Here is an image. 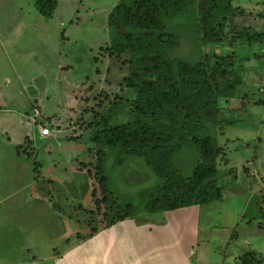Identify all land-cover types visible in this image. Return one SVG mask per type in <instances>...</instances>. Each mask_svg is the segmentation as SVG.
I'll list each match as a JSON object with an SVG mask.
<instances>
[{
    "label": "rangeland",
    "instance_id": "obj_1",
    "mask_svg": "<svg viewBox=\"0 0 264 264\" xmlns=\"http://www.w3.org/2000/svg\"><path fill=\"white\" fill-rule=\"evenodd\" d=\"M118 1L121 0H57L52 16L45 18L36 11L34 0H0V122L7 118V125L0 126V224L7 223L5 227L10 228L0 231V240L7 245L0 246V253L6 248L10 249L8 253L14 249L10 239L19 246L30 244L26 257L41 255L42 250L51 247L61 251L98 225L95 211H90L96 205L91 191L93 187L97 189V181L80 168L79 162L89 161L88 167L93 170L100 145L91 136L101 127L93 122L107 114L106 108L115 93L126 96L121 79L128 72V54L109 55L106 50L113 34L107 16ZM188 6L166 21L167 30L175 33L179 41L172 55L194 61L202 53H218L234 44L235 53L248 56L238 60L241 77L236 97L221 98L219 120L207 123L208 134L222 148L215 183L221 186L223 196L201 205L198 243L202 245L206 230L211 238L219 240L229 237L236 222L243 223L252 215L258 222V207L263 205L264 185L258 174L248 175V183L239 182V177L244 173L243 166L253 167L259 174L264 170V0H232V6L239 11L235 23L250 26L263 36L249 43L235 39L231 42V33H227L228 45L200 42L195 31L196 12ZM35 103L40 107L39 124L61 129L47 146L39 140L33 142V147L27 143L22 146L30 163L28 172L27 168L22 170L23 175H32L36 161L41 174H48L53 180L49 184L43 180L39 183L45 190L41 196L49 197L51 213L47 212L48 202L42 204L36 198V203H32L34 197L40 196L35 193L28 196L27 217L26 212L20 216L14 213L19 197L9 176L15 177L20 171L15 170L16 147L8 139L6 128L20 125L27 131L34 127L27 117ZM27 108L30 109L23 114ZM71 135L79 136L73 139ZM173 162L187 175L198 162L197 152L193 146L185 147ZM104 167L109 175L108 184L121 204H138L139 191L158 181L138 157L125 156L119 161L111 155ZM23 185L24 180L20 179L19 186ZM97 195L101 196L98 191L96 198ZM99 206L97 210L104 209L103 204ZM16 221L29 224L16 231ZM32 224L35 227L27 228ZM34 230V238L29 240Z\"/></svg>",
    "mask_w": 264,
    "mask_h": 264
},
{
    "label": "trees",
    "instance_id": "obj_2",
    "mask_svg": "<svg viewBox=\"0 0 264 264\" xmlns=\"http://www.w3.org/2000/svg\"><path fill=\"white\" fill-rule=\"evenodd\" d=\"M56 5L57 0H34L36 11L45 18L52 16ZM188 5L196 12L195 31L200 42L228 45L227 33H231V42L235 39L249 43L263 36L250 26L235 23L239 11L232 6V0H121L110 9L107 25L113 34L106 50L109 55L128 54V72L121 79L127 91L124 98L115 93L107 114L93 122L101 126L91 136L100 145L93 170L88 167L89 161L79 162L80 168L97 181V189L93 187L91 191L96 205L90 211H95L98 225L81 238H89L99 229L126 218L140 222L144 220L142 214L151 216L222 197L221 186L215 183L222 148L208 134L207 123L219 120L221 98L236 97L241 77L239 61L248 56L235 53L234 44L218 53H202L194 61L172 55L179 41L175 33L167 30L166 21L183 13ZM26 143L27 137L23 145ZM188 146L197 152L198 162L186 175L173 158ZM111 155L119 161L125 156L141 158L157 177L155 185L139 191L138 204H121L115 198L104 167ZM97 191L101 196L96 198ZM100 204L104 209L99 211ZM241 260L242 264L259 262L250 252Z\"/></svg>",
    "mask_w": 264,
    "mask_h": 264
},
{
    "label": "crops",
    "instance_id": "obj_3",
    "mask_svg": "<svg viewBox=\"0 0 264 264\" xmlns=\"http://www.w3.org/2000/svg\"><path fill=\"white\" fill-rule=\"evenodd\" d=\"M29 109L23 111V114H26ZM3 119L5 122H0V126L7 125V118ZM33 125L34 127H28L27 131L23 130L20 125H17V128H6L9 133L8 139L13 140L11 142L16 147L15 170L20 171L14 175L15 177L9 176L10 181L14 182L12 187L19 197L14 205V213L18 216L24 212L27 213V217L29 216L27 199L35 193H39L40 196L34 197L32 203H36V198L41 200L42 204L48 202L49 211L47 212L51 213L49 197L41 196V192L44 193L45 190L42 191L39 183L43 180L49 184L53 180L48 177V174H41V169L35 165L36 161H33L32 175H23L22 170L27 168L28 172L30 163L27 153L22 150L19 152L18 146L23 145L25 137L31 147L37 140L41 141L43 146H47L50 141L54 140L56 134H59L61 128L54 129V126L49 124L50 133L42 136L39 127ZM243 168L244 173L240 175L239 182L248 183L247 176H255L257 173V178L264 185V170L259 174L253 167L243 166ZM20 179L24 180L23 186H19ZM261 192L264 193V189ZM258 208V222L254 221L256 216L253 215L243 223L236 222L229 237L219 240L211 238L206 230L201 240L202 245L198 243L202 208L201 205H190L159 212L153 215L156 217L143 218L144 220L140 222L132 218L117 221L108 227L99 229L89 238L74 240L70 246L66 244L61 251L51 247L48 251L42 250L43 254L38 256L26 257L25 252L31 249L28 246L30 244L25 245L28 247L19 246L13 239H10L14 249H11V253H8L10 249L7 248L1 251L0 264H242L241 256L248 252L255 254L259 259V262L253 264H264V201L263 205ZM244 215L245 213L240 219H243ZM16 223L14 227L16 231L24 229V224H29L28 221L23 223L16 221ZM6 224H0V231L10 230L9 227H5ZM33 227L35 226L32 224L27 228ZM31 233L29 240L34 238L35 230ZM21 234L25 237L24 233ZM200 245V252L197 253ZM0 246L6 247L7 245L0 240Z\"/></svg>",
    "mask_w": 264,
    "mask_h": 264
},
{
    "label": "built area",
    "instance_id": "obj_4",
    "mask_svg": "<svg viewBox=\"0 0 264 264\" xmlns=\"http://www.w3.org/2000/svg\"><path fill=\"white\" fill-rule=\"evenodd\" d=\"M39 116V110L37 108V105H34V107L31 110V113L27 117L31 120L32 124H36L39 127V132L42 136H46L50 133V129L47 125L41 126L39 122L37 121V118Z\"/></svg>",
    "mask_w": 264,
    "mask_h": 264
}]
</instances>
